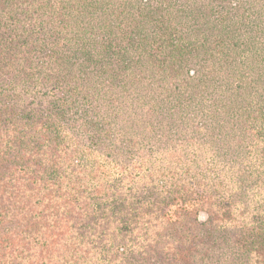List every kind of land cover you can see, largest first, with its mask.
Instances as JSON below:
<instances>
[{"label": "rangeland", "instance_id": "rangeland-1", "mask_svg": "<svg viewBox=\"0 0 264 264\" xmlns=\"http://www.w3.org/2000/svg\"><path fill=\"white\" fill-rule=\"evenodd\" d=\"M92 1L101 34L84 41L73 34L85 23H65L47 1H16L34 9L20 19L0 14V30L28 40L0 71L16 80L0 88V264H140L183 232L169 219L185 213L191 228L213 232L202 242H216L194 264H258L264 0ZM156 22L171 32L143 47L145 70L134 68L126 43H146L131 37H140L134 23L148 39ZM52 40L66 52L81 42L95 57L111 43L113 53L99 52L95 70L71 56L54 72Z\"/></svg>", "mask_w": 264, "mask_h": 264}, {"label": "trees", "instance_id": "trees-1", "mask_svg": "<svg viewBox=\"0 0 264 264\" xmlns=\"http://www.w3.org/2000/svg\"><path fill=\"white\" fill-rule=\"evenodd\" d=\"M16 1H19V0H0V14L3 11H5V13L3 14L4 16L5 14L7 15L12 12L11 20H14L16 18L20 19L22 17H25L27 13L30 14L29 12H32V15H33V12H34L33 7L22 8L20 6L14 5ZM39 1L42 2L41 3L42 5H43V2L47 1V3L44 6L45 7L49 6V10H47L49 11V13L52 10V12L58 14L60 18L66 17L67 20L64 21L65 23L71 20H74V19H80L83 23H85L82 26H80L79 23L77 24L81 27V30L80 29L76 30L74 28V32H75L73 34L74 37L81 36L82 40L84 41L85 39L90 38L94 36L95 34H98V36L101 34L100 33L101 31L98 30L99 26L95 22L98 20V17L95 16L93 20V13L91 10H96L97 4H94L92 0H57V1L54 0L55 2L52 5L50 3L51 0H39ZM161 1L163 0H150L148 4L152 5L153 7L155 5V8H159L161 6V3H160ZM87 7H89V10ZM36 9L39 12H41V10H44L43 6H40ZM107 9L108 7L105 9V11H107ZM159 10H164V9H159ZM98 12L102 16V10L101 11L99 10ZM153 16L157 17L158 14L154 13ZM165 16L166 14L161 13L162 18H164ZM154 26L155 27L152 28L149 32L156 33L158 35L152 36L151 38L146 39L148 34H143L144 26H142L141 24L134 23V29H135L134 33L140 35L141 39L137 35H132L131 37H135L136 39L146 42L145 44L144 43L140 44L141 43L140 41L134 40L130 43L129 42L126 43V45L128 46L127 52L131 53L129 57L132 58V60H130L129 63L132 64L134 68L139 67L140 69L145 70L144 65L148 63H146L147 55L146 54L143 55L141 53L143 47H146L149 42L156 40L158 36L162 33V31H167L169 33L171 32V30L167 29V27L163 23L156 22ZM4 28H5V31L0 30V71H2V69H10L11 66H14V63H15L14 55L10 53L9 51L11 49V46L15 42L25 44L28 41L27 39L21 38L18 33H15L14 30L6 31L7 26ZM156 29H158L160 33L157 32ZM108 31L109 29L107 30V32ZM50 42L51 43L54 42L53 44H56L57 47H54L45 56L48 59L47 66H49L51 68L50 70H53L54 72L61 71L63 66H67L71 56H78V57L84 56L85 58L84 66L86 67V69L92 68L95 70L97 66L99 65V59H98L99 52L102 55V58L105 57V52L107 51L110 54L113 53V50L111 49L112 47L111 43H103L100 51L99 50L97 51V54L95 57L96 51L94 54H91L90 48H88L87 46L85 47L81 42L76 43L77 46L74 47L75 51H71V52L64 51V46L60 45L57 41L52 40ZM153 49H156V47H151L150 49L146 48L145 50H146V53L150 55L149 52ZM78 52H80L79 55H78ZM60 53L62 55H60ZM179 55H181V53H179ZM89 64H91V66H88ZM99 74H100V77H102L103 74L105 73L99 72ZM168 75L171 76V74H168ZM192 77L194 76L192 75L191 78ZM14 82H16V80L6 81L2 73H0V83H2L0 85V88L5 87L6 89L9 86L15 87ZM18 84H19V81L17 85ZM56 84L60 86V83H53V86H56ZM32 90L36 92V89H32ZM29 91L30 90H27V92ZM137 95H138V92L136 93V96ZM3 101L6 102V100L4 99ZM33 103L34 105H36L35 98H33ZM190 217H191V214L185 213L184 215L180 214L177 217L170 218L169 222L173 223V225L181 227L183 229V232L175 238H169V241L172 239L171 242L169 243V247L166 248L162 246L160 244L162 242L158 241L155 245L151 246L147 252L144 251L143 253H141L143 258L140 264H194L193 259L197 258L198 256V254H195V252L201 245L215 247L214 245L216 244V242H211L208 244L202 242L204 237L213 235L212 234L213 232L210 230L209 227H207V224L205 223L204 226L206 227L201 228V230L200 229L196 230V228H191L188 225V222L189 221L194 222V221L190 220L189 219ZM168 225H170V223ZM203 230H206V232H204L203 236L201 235V237H199V233L202 232ZM51 232H52V235H56L57 229L56 228L51 229ZM228 234L229 232H227V234L223 236L224 238L215 236V239L223 238L222 240H226L225 237H227ZM229 237L230 238L233 237L232 232H230ZM251 245L252 247H254L253 252L258 257L257 258L258 264H264L263 236L252 240ZM218 264H225V263H218Z\"/></svg>", "mask_w": 264, "mask_h": 264}]
</instances>
